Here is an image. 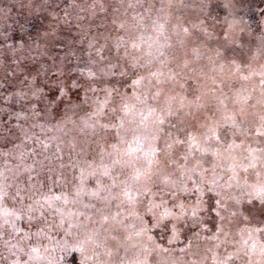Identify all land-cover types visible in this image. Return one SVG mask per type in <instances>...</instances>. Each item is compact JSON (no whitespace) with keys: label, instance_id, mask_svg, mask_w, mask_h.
I'll return each mask as SVG.
<instances>
[{"label":"snow or ice","instance_id":"6c2138e0","mask_svg":"<svg viewBox=\"0 0 264 264\" xmlns=\"http://www.w3.org/2000/svg\"><path fill=\"white\" fill-rule=\"evenodd\" d=\"M19 6L50 19L33 35L0 9V264H264V113L250 122L232 83L257 73L226 55L255 61L264 30L242 42L231 0L219 32L211 0H161L150 24L145 0ZM173 6L194 19L172 23ZM170 24L178 45L200 40L191 57L169 51Z\"/></svg>","mask_w":264,"mask_h":264},{"label":"rangeland","instance_id":"374dc122","mask_svg":"<svg viewBox=\"0 0 264 264\" xmlns=\"http://www.w3.org/2000/svg\"><path fill=\"white\" fill-rule=\"evenodd\" d=\"M1 2L4 0H0ZM20 4V0H18ZM214 0H211V8L209 9L208 14V22L209 24H212L216 27L217 32L224 26L225 24V17L226 15L222 16V14L217 12V7H219V4L223 6V2L221 0H217L215 3ZM161 3V0H145V6L147 7L149 4L154 5L151 9L150 13H145L146 20L151 19L152 15L155 12V9L159 7ZM3 4L0 3V9H8L2 6ZM21 8L20 6L18 7ZM236 10V8H235ZM140 11H144V9H140ZM165 12H167L170 17L172 23L176 22L177 16L182 15L184 20L186 22L191 21L195 17V13L191 9H178L177 7L173 6L172 8H165ZM158 15H163V13H158ZM50 19V18H49ZM49 19L47 22L41 27L38 31L34 32L33 35L38 34V32H42L45 30L48 26ZM236 19H240L236 17ZM243 21V20H242ZM243 28L244 31L240 33L242 42H247L251 40V34L255 36H259L260 32L264 30V16L263 20L261 21V24L258 26H248L243 21ZM128 36L130 39L136 38L140 32L145 33V38H147V34L151 32V30L144 29L142 26L138 25L132 20H129L128 25ZM251 33V34H250ZM169 35L172 36V42L174 45V48L172 50H169L174 55H176L178 58H183V56L187 55L189 57L192 56V49L194 47L200 46V40L196 35H193L185 41V44L183 46L178 45V37L172 35L171 32V24L169 25ZM58 39L63 42V44H71L74 39H76L75 29H70L69 27L65 26L61 28L60 34L58 36ZM253 49L259 46V42L256 40H251V45ZM79 47V46H77ZM66 50V49H65ZM147 51V44H145V52ZM202 59L199 61V63H194L192 67L195 69V71L187 74L188 79V88L187 91L191 94L195 92L197 87H199L200 83L203 82V78L201 76V71L207 72L209 68L208 64V57L212 55L211 52L207 51V49L202 48ZM62 54V52H61ZM226 55L229 58H236L239 61L244 62L245 64L251 63V69H246L247 71H253L257 73L256 75L251 76V78L247 81H241L239 79H235L232 81L234 86L238 89H241V95H248L251 97L248 104L244 105L248 119L250 122H256L259 118V115L261 113H264V104L259 103L262 95H264V86L261 85V76L259 73L264 72V55L257 58L255 61H249L248 59V49H241L237 46H233V48L229 49V51L226 53ZM240 105H237L239 107ZM259 214H256V220H259ZM188 236H191V233L186 232L185 233ZM159 238V237H158ZM184 237H181V242H178V247H183V241Z\"/></svg>","mask_w":264,"mask_h":264},{"label":"trees","instance_id":"16d2710c","mask_svg":"<svg viewBox=\"0 0 264 264\" xmlns=\"http://www.w3.org/2000/svg\"><path fill=\"white\" fill-rule=\"evenodd\" d=\"M215 2L217 0H214ZM223 2V6L219 4L217 7V12L224 15H228V9L225 5L229 2V0H221ZM214 2V3H215ZM231 2L235 5L234 11L236 13V17L242 19L244 23L248 26H258L261 24L264 16V0H231ZM3 7L10 9V17L9 24L15 22L16 24H24L28 31L32 34L38 31L43 25L47 22L48 19H45V15H30L27 9H19L18 0H4L0 1ZM156 13H153L152 19L156 18L158 15L157 9H155ZM150 24L151 19L146 20ZM148 30H151L149 27ZM17 36L23 35L22 33L17 32Z\"/></svg>","mask_w":264,"mask_h":264}]
</instances>
